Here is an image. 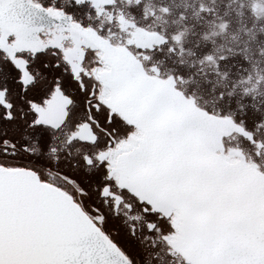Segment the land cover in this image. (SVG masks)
Instances as JSON below:
<instances>
[{"label": "snow or ice", "instance_id": "obj_1", "mask_svg": "<svg viewBox=\"0 0 264 264\" xmlns=\"http://www.w3.org/2000/svg\"><path fill=\"white\" fill-rule=\"evenodd\" d=\"M0 264H264V0H0Z\"/></svg>", "mask_w": 264, "mask_h": 264}]
</instances>
